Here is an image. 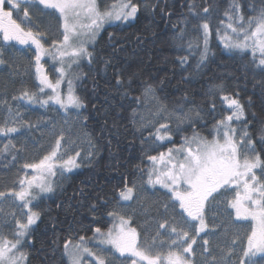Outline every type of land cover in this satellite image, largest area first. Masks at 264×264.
Instances as JSON below:
<instances>
[{
    "label": "trees",
    "instance_id": "obj_1",
    "mask_svg": "<svg viewBox=\"0 0 264 264\" xmlns=\"http://www.w3.org/2000/svg\"><path fill=\"white\" fill-rule=\"evenodd\" d=\"M132 2L139 5L136 18L105 27L89 48L94 53L92 63L81 62L74 75L80 78L72 77L74 92L84 105L81 111L84 129L97 151L88 164L69 173L60 195L42 197L33 204L40 219L24 242L27 264H69L66 243L68 246L78 243L81 236L93 238L97 227L102 231L111 228L113 216L109 213H114L121 204L120 192L147 180L149 156L178 147L194 131L207 139L213 138L214 126L232 111L222 100L224 95L235 97L244 105L245 117L232 121V126L248 131L264 158V140L260 138L264 129V83H261L264 73L253 64L258 57L250 52L226 50L220 42L228 23L235 25V17L240 14L246 20L257 16L264 8V0ZM234 3L240 5L239 12L233 11ZM99 5L101 9L108 6L104 0H99ZM205 7L209 9L207 13L203 12ZM44 15L41 9L33 10L31 22L26 26L52 39L54 21L46 22ZM229 16L233 17L231 21ZM205 22L210 31L209 58L197 68L204 47L201 25ZM0 53V59L5 61L0 64V124L8 120L9 126H13L9 107L13 113H20L15 125L20 131L0 135V191H7L19 189L18 180L28 170L23 165L37 160L34 144L45 127V119L34 107L35 103L13 97H19L25 89L36 92L38 99H46L48 93L38 92L34 51L7 44L0 37ZM183 57H187V62L181 64ZM117 74L123 83H116ZM148 87L170 112L182 115L191 109L199 111L200 118L193 124L180 126L167 141L156 140L155 131L138 130L136 112L143 106ZM9 141L15 147L3 151ZM235 224L246 232L243 226ZM230 237L221 235L208 240L207 245L201 242L194 264H218L229 250L232 255L228 258L238 259L236 253L241 256L246 237L243 234ZM237 259L225 262L239 264ZM252 259L255 264H264V256Z\"/></svg>",
    "mask_w": 264,
    "mask_h": 264
},
{
    "label": "snow or ice",
    "instance_id": "obj_2",
    "mask_svg": "<svg viewBox=\"0 0 264 264\" xmlns=\"http://www.w3.org/2000/svg\"><path fill=\"white\" fill-rule=\"evenodd\" d=\"M6 3L10 5L8 10H5ZM33 5L55 9L60 14L62 39L53 40L46 46L43 42L45 34L33 31L31 27L26 26V23L31 22L29 7ZM239 9L240 5L234 3L233 11L239 12ZM138 11L139 5L132 0H116L115 3L103 9L98 0H0V33H2L3 41L35 46L38 92L45 93V89L51 90V94H46V99H38L36 92H29L27 89L13 99H23L29 104L39 102L42 106L53 102L66 111L70 107H83L82 101L74 92L72 78L67 79V94L61 93L60 87L67 77L68 70H71L73 65L79 66L83 59H87L89 64L92 63L94 53L89 51L88 45H94L105 24L115 21L128 22L136 18ZM208 11L207 7L203 8V12ZM14 12L18 14V18L13 17ZM232 19L233 17L229 16V20ZM235 19L237 21L235 25L231 22L227 24L232 35L229 36L226 33L222 37L225 48L240 52L251 50L253 57L259 53L258 62L254 61L253 64L264 73V8L260 9L257 16H251L247 20L242 14L237 15ZM201 27L204 34V47L200 52L197 68L203 66L209 58V24L205 22ZM189 47L191 48L192 45L189 44ZM45 56L60 65L55 68V71L59 73L55 82L49 78L41 63ZM180 62L186 63L187 57L181 58ZM3 63L5 61L0 59V64ZM74 78L80 77L76 75ZM116 83H123L119 74H117ZM151 91L150 87L146 89V92ZM222 100L232 111L214 126L215 135L211 140L194 131L193 135L185 137L178 147L169 148L167 153L161 152L159 156L148 157L154 165L163 166L162 169L154 166L149 171L148 184L160 185L171 193L170 199L178 202L179 208L182 209L181 216L186 214L187 219L184 223L188 224L189 228L181 226L178 222L169 224L168 221H164L159 224V228L164 229L167 226V239H160L161 233L158 231L155 236L141 243L140 234L135 227L130 226V220L119 216V223L113 224L106 232L99 227L95 228L93 238L98 237L100 244L110 245L120 256L130 257L131 264H194L193 245L197 242V236L209 227L204 217L205 203L213 197L214 193L233 189L235 195L228 204L235 211V219L248 221L251 225L246 237L247 246L243 249L239 264H255L251 258L258 254L264 255V158H262V152L257 151L255 141L249 132L242 131L238 136L237 129L232 126V121H241L245 117L244 105L239 99L229 95L222 96ZM4 103L7 104V101ZM164 110V108L159 109L157 114ZM19 116V112L13 113L9 107V118L13 126H9L8 120H5L3 124H0V135L9 136L18 133L20 127L15 125L16 118ZM199 118V111L190 109L183 114L180 122L193 124ZM144 126L146 125H141V127ZM150 135L153 134L150 133ZM154 136L158 141L171 140L169 125L159 124ZM260 138L264 140V129L261 130ZM63 139L64 137L60 136L56 140L55 148L38 162L23 165L25 169H32L35 174L20 178L18 190L11 188L0 191V200L12 197L18 202L16 206L20 211V217L23 218H17L16 213L13 212L15 221L13 238L9 239L0 235V264H25L27 254L21 249L30 235L31 227L40 219V212L33 210V201L43 194L54 191L49 177L56 176L57 169L63 173L80 167L77 162L79 152L68 155L66 159L58 156ZM9 147L14 148L15 145L9 141L3 151H7ZM133 192V187H126L120 192V197L123 200H130ZM109 215L116 217L115 213L110 212ZM173 219L175 220V217ZM191 222H198V224ZM203 243L207 245L208 241L204 240ZM165 245H167L166 252L155 250L157 246L163 249ZM65 251L68 252L67 243ZM204 251L207 252L208 249L205 247ZM68 254L71 257V264H83L85 256L94 257L96 264H107V258L104 255L86 246L83 236L80 237V243L75 245V251ZM231 255L232 252L229 250L227 256ZM213 261L216 262L217 258L213 257ZM218 264H226L225 258L221 257Z\"/></svg>",
    "mask_w": 264,
    "mask_h": 264
},
{
    "label": "rangeland",
    "instance_id": "obj_3",
    "mask_svg": "<svg viewBox=\"0 0 264 264\" xmlns=\"http://www.w3.org/2000/svg\"><path fill=\"white\" fill-rule=\"evenodd\" d=\"M108 6L112 5L111 0H104ZM99 3V0H98ZM22 7L24 5L22 4ZM10 5L7 3L5 4V10H8ZM42 10L44 15V20L46 22L54 21L53 31L54 37L49 39L46 35L44 38V43L46 46L50 45L53 40L62 39V20L60 14L55 9H45L42 5H33L29 7V13L32 14L33 10ZM259 14V13H258ZM15 15V16H14ZM22 15V13H21ZM18 16L17 13H13V17ZM38 17V15L36 14ZM133 20V19H132ZM121 23L119 21L112 22L110 24H105L104 27L100 30L98 36L101 34L103 29L109 25ZM229 36L232 35L231 30L227 28V25L222 30V35L220 38V42L222 46H224V41L222 37L225 34ZM97 36V37H98ZM0 37H2V33H0ZM97 39V38H96ZM209 39V37H208ZM7 44H13L18 48H25L31 49L35 53V46L34 45H20L15 41L6 42ZM92 44L88 45L90 48ZM226 50H230L225 48ZM235 50L231 49L230 51ZM238 51V50H235ZM247 52L251 53V50ZM252 54V53H251ZM255 57L259 59V53L256 54ZM87 59H83L80 61L83 62ZM41 63L44 65V69L48 74L49 78L55 82V79L59 76V73L55 71V68L60 67L58 62L52 61V59L48 56L42 58ZM78 66L73 65L71 70H68L67 77L64 82L61 84L60 90L61 93L66 95L68 90L67 79L72 78L75 75L76 68ZM73 79V78H72ZM39 82V81H38ZM74 88V87H73ZM45 92L51 94L50 89H45ZM47 98V97H46ZM35 108H38L37 111L42 115L45 119V127L42 128L40 132L39 139L36 140L34 144V151L36 154L37 159L35 162H38L40 159L43 158L44 155H47L49 152L55 148L56 140L63 136L64 139L61 141V147L58 152V156L61 159H66L68 155H75L76 152L80 153V156L77 157V162L81 166L88 164L94 155L96 154V146L92 141V138L84 129V119L83 115L81 114V108H73L70 107L66 111L65 109L61 108L60 105L55 104L53 102H49L47 105H41L40 103H35ZM164 108L165 110L159 112L158 110ZM182 115L174 114L167 110L160 102L158 96L155 92H145L144 95V103L142 108L136 112V125L139 130L147 132V131H155L156 128L159 127L161 123H167L169 125V129L171 133H174L180 126L187 124L188 122H180ZM141 125H146L141 127ZM242 133V130L237 129V135L239 136ZM211 140V139H209ZM167 141V140H164ZM167 153V152H164ZM159 156V155H158ZM150 169H153L155 166L158 169H162L163 166L160 164H155L153 161L149 160ZM76 170L74 168L71 172ZM68 171H64L61 173L60 169L56 170V176L49 177V180L53 184L54 191L51 193L43 194L42 197L48 196H57L60 195L63 186L66 182V179L69 176ZM35 173L32 169L27 170V176L31 177ZM257 174L259 175V170H257ZM147 180H143L139 182L136 186H134V192L132 199L130 200H123L121 199V204L115 210L116 217H113V224H118L119 216H124L126 219L130 220V226L135 227L140 234L141 243L145 240L153 237L159 231L161 233L160 239H167L168 235V228L167 226L164 229L159 228V224L163 223L164 221H168L169 224L172 223H179L181 226L185 228H189L188 224L184 223V220L187 219L186 214L181 216L182 209L179 208L178 202H175L170 199L171 193L162 188L160 185H150L148 184ZM235 195V190L228 189V190H221L219 193H214L213 197H210L209 200L205 203L204 208V217L205 221L208 224V228L197 236V242L193 245L194 252H197V248L201 245L204 239L211 240L213 238L221 237H233L239 235H245L250 231V222L248 221H237L235 219V211L232 209L228 201H230ZM39 198V199H40ZM39 199L34 200L33 204L37 202ZM17 203L14 201V198L7 197L3 200H0V235L6 236L9 239H12V233L15 230V221L13 219L12 213H16L17 218L20 217V211L17 208ZM167 205V208H165ZM175 217V220L173 219ZM243 226L246 232H242L239 230V227L235 224ZM37 223V222H36ZM192 224H198V222H191ZM112 224V226H113ZM35 226V224L33 225ZM32 226V227H33ZM31 227V228H32ZM106 232V231H105ZM230 237V238H231ZM232 241V240H231ZM230 241V243H231ZM73 243L68 246V252L75 251V245L79 244ZM85 244L87 247L91 248L94 252L98 254L104 255L107 258V264H131V258L126 256H120L119 253H116L114 249L111 248L110 245L100 244L99 238H91L85 239ZM247 246V238L244 248ZM243 248V249H244ZM243 249H241L243 251ZM24 251V249H21ZM161 251H167V245L164 246L163 249H157ZM242 251L241 256L236 253L237 258H228V256L223 253V257L225 261L228 263L235 262V259L240 260L242 258ZM68 252H66L67 258L69 260V264H71V257L69 256ZM264 255L258 254L254 259L259 258ZM194 258V257H193ZM251 258V260H253ZM27 264V260L25 262ZM83 264H96L94 257H84ZM202 264V263H200Z\"/></svg>",
    "mask_w": 264,
    "mask_h": 264
}]
</instances>
